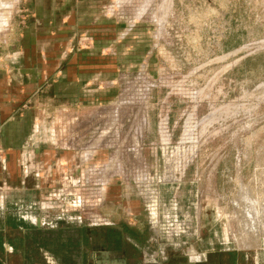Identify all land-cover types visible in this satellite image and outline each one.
I'll use <instances>...</instances> for the list:
<instances>
[{"label":"rangeland","instance_id":"1","mask_svg":"<svg viewBox=\"0 0 264 264\" xmlns=\"http://www.w3.org/2000/svg\"><path fill=\"white\" fill-rule=\"evenodd\" d=\"M60 1L62 15L74 9L89 29L76 45L105 34L88 48L106 49V74L92 81L106 94L80 112L77 132L80 142L106 135L97 167L106 169V219L145 242L155 205L161 233L148 248L182 253V220H191L189 248L229 250L208 264H264V243H249L264 240V0ZM35 3L0 0L9 19L0 58L21 50ZM248 189L253 217L238 223L234 202Z\"/></svg>","mask_w":264,"mask_h":264},{"label":"crops","instance_id":"2","mask_svg":"<svg viewBox=\"0 0 264 264\" xmlns=\"http://www.w3.org/2000/svg\"><path fill=\"white\" fill-rule=\"evenodd\" d=\"M34 1L38 5L21 50L15 58H0V261L190 264L185 253L191 220H182L184 251L173 254L159 246L147 247L161 233L157 212L155 219L151 216L156 230L145 242L143 237H130L131 229L125 225L106 219V169L97 168L106 163V153L99 147L106 135L101 132L80 142L77 132L80 112L93 105L96 96L106 94L104 86L92 82L95 74H106V49L94 55L105 34L93 33L91 45L78 50L73 37L89 30L79 26L80 13L72 9L62 15L60 0H52L50 7L46 0ZM1 9L0 31H6L9 19ZM101 20L93 16L92 23ZM80 144L87 145L82 149ZM109 237L115 244L108 245ZM197 237L200 242L202 236ZM201 250H194L195 258Z\"/></svg>","mask_w":264,"mask_h":264},{"label":"bare ground","instance_id":"3","mask_svg":"<svg viewBox=\"0 0 264 264\" xmlns=\"http://www.w3.org/2000/svg\"><path fill=\"white\" fill-rule=\"evenodd\" d=\"M168 2H169V0H167ZM171 1V0H170ZM2 2L4 3V2H6V0H2ZM167 2V3H168ZM112 166V165H111ZM238 187H240V186H238ZM241 190L243 189V188H240ZM253 190V189H252ZM240 191V190H239ZM238 191V192H239ZM249 192V193H248ZM248 192L245 190V192H243V191H241L240 193H239V195H240V199L239 200H237V201H235L234 202V206H235V210H236V212H237V214L238 215H241V216H239L240 218H238V223H242V218L241 217H243V216H248L249 218H251V217H253L252 216V213H250L249 212V208L251 207L250 206V203H251V201H253V199H255V196H254V193H252L251 191H250V189H248ZM235 200V199H234ZM255 202V201H254ZM263 202V201H262ZM257 203L259 204V208H257V210H259V214H260V217H261V220H263V225H264V212H263V208H264V205H262L261 203H259V201H257ZM264 203V202H263ZM233 205V204H232ZM253 208H254V206H253ZM250 209H252V208H250ZM253 210V209H252ZM253 212H255V211H253ZM255 215V214H254ZM238 217V216H237ZM254 220L256 221V218L254 217ZM260 220V221H261ZM245 221V220H244ZM248 222H249V220H247ZM252 222H253V220H252ZM251 223V222H250ZM249 223V226L251 225ZM253 224V223H252ZM257 224V223H256ZM261 224V223H260ZM241 225V224H240ZM244 226V225H243ZM249 226L247 227V228H249ZM239 227H241V226H239ZM251 227H253V226H250V228ZM254 227H255V225H254ZM253 227V228H254ZM262 227V226H261ZM243 231H244V229H242ZM250 230V229H249ZM253 230V229H252ZM251 231V230H250ZM252 232V231H251ZM251 232H249V233H251ZM254 232H255V228H254ZM257 234V233H256ZM249 235V234H248ZM255 235V234H254ZM252 236V235H251ZM256 236V235H255ZM250 237V236H249ZM254 238V237H253ZM249 240H251V242H253L254 243V245L256 246V245H259V243L260 244H262L263 245V243H264V240H263V238L262 237H258L257 238V236H256V239L254 238V240L253 239H250L249 238ZM258 242V243H257ZM253 243H251V244H253ZM260 246V245H259ZM260 250H264V248H261Z\"/></svg>","mask_w":264,"mask_h":264},{"label":"flooded vegetation","instance_id":"4","mask_svg":"<svg viewBox=\"0 0 264 264\" xmlns=\"http://www.w3.org/2000/svg\"><path fill=\"white\" fill-rule=\"evenodd\" d=\"M163 181V180H162ZM164 183H171V182H164ZM152 195H155L156 193H152L153 191L151 190L150 191ZM156 197V195H155ZM156 201H157V198H156ZM153 207V210L151 215L152 217L155 219L156 218V210L154 209L155 205L152 206ZM193 251L192 248H187L186 249V258L191 262L190 264H208L207 263V260H208V257L210 255H213V254H216L217 252H228L229 250H221V249H202L201 250V255L200 256H197L195 258V256L193 258H191L190 256L192 255L191 252ZM194 252V251H193ZM194 254V253H193Z\"/></svg>","mask_w":264,"mask_h":264},{"label":"built area","instance_id":"5","mask_svg":"<svg viewBox=\"0 0 264 264\" xmlns=\"http://www.w3.org/2000/svg\"><path fill=\"white\" fill-rule=\"evenodd\" d=\"M78 45L85 46V48H87L86 45H91V38L87 37V36L80 37L79 40H78Z\"/></svg>","mask_w":264,"mask_h":264},{"label":"water","instance_id":"6","mask_svg":"<svg viewBox=\"0 0 264 264\" xmlns=\"http://www.w3.org/2000/svg\"><path fill=\"white\" fill-rule=\"evenodd\" d=\"M107 242H108V245H113V244H115V239H114V237H109L108 239H107ZM111 254H119V255H122V253L121 252H113V253H111ZM0 264H3L1 261H0Z\"/></svg>","mask_w":264,"mask_h":264}]
</instances>
